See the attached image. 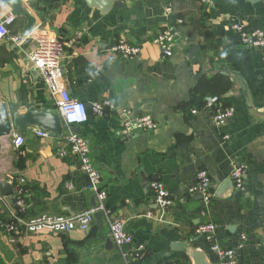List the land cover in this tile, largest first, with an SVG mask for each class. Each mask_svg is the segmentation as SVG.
Segmentation results:
<instances>
[{
	"label": "crops",
	"instance_id": "crops-1",
	"mask_svg": "<svg viewBox=\"0 0 264 264\" xmlns=\"http://www.w3.org/2000/svg\"><path fill=\"white\" fill-rule=\"evenodd\" d=\"M113 1L119 5L103 11L86 0H0V16L14 14V34H47L64 43L65 87L89 111L76 133L100 172L110 216L123 219L132 245L144 247L139 264H218L209 243L194 233L207 222L216 225L215 241L236 249L238 264H264V49L241 45L231 29L238 22L247 30L264 28V0ZM172 28L168 40H157ZM118 40L141 50L122 57L111 49ZM32 46L0 40V132L10 128L0 136V183L12 188L0 194V264H125L105 214L86 231L9 234L1 226L13 209L18 179L24 180L28 216H72L96 203L78 161L58 154L68 127L60 136L37 123L14 128V112L60 116L28 59ZM103 99L113 108L94 114L91 103ZM208 100L210 108L204 107ZM221 106L233 107L234 115L219 127L213 113ZM123 111L149 115L155 127L121 133ZM60 123L65 126L61 117ZM15 134L23 139L18 147ZM236 162L245 165L243 191L229 176ZM199 169L210 178L207 204L188 192ZM152 180L169 191L168 208L155 204Z\"/></svg>",
	"mask_w": 264,
	"mask_h": 264
},
{
	"label": "built area",
	"instance_id": "built-area-1",
	"mask_svg": "<svg viewBox=\"0 0 264 264\" xmlns=\"http://www.w3.org/2000/svg\"><path fill=\"white\" fill-rule=\"evenodd\" d=\"M205 4H210V0H202ZM170 11V7L165 8ZM15 16L11 12H7L0 16V40L8 39L15 46L20 47L23 44L32 42L33 46L28 53V59L34 69H36L44 86L47 88L54 106L58 110L63 123L68 127L67 133L63 136V141L66 145L61 149L59 156L70 154L78 161L81 170L85 173L87 179V189L95 196L96 203L93 207L85 212L72 216L64 215H26V205L24 197V180L18 179L13 187V209L7 220L1 223L2 228L9 234L24 231L26 233H37L44 229H49L55 232H69L74 229L82 231L88 230L90 224L94 222L95 213L105 214L107 217L108 235L111 241L116 246L119 254L125 264H139L143 256L144 247L141 244L132 245V237L125 231L124 221L119 217L110 216V211L105 205L107 199V191L101 186L100 172L93 166L89 157V146L86 140L78 133L73 132L69 127H75L87 119L88 109L82 101L74 99L70 96L65 87L64 80L61 74V58L64 51V43L56 38L50 37L47 34L39 35H19L10 31L9 27L13 23ZM180 22V20H178ZM231 29L236 34L241 45L254 49H264V28H256L253 30L245 29L243 23H234ZM171 34H174L173 28L166 29L157 35L159 42L168 40ZM172 36V35H171ZM111 49L119 53L122 57H130L137 55L141 48L138 44H131L127 41L118 40ZM165 56L170 55L169 48H163ZM204 107L210 108L212 100L204 103ZM91 111L94 114L101 115L105 111L113 108V104L108 99L93 101L90 105ZM194 112V110H192ZM234 115L233 107H218L213 113V123L216 126H224ZM125 119L121 123V133H128L133 130L145 129L152 130L155 127V122L149 115L130 116L129 111H123ZM38 136L45 137L46 132L38 131ZM228 136H224L227 138ZM20 135H13V144L18 147L22 144ZM244 173L245 165L241 162L233 164L230 170V179L236 190H244ZM196 183L190 186L188 192L190 194L201 195L205 204L209 203L211 194L210 178L204 169H199L196 174ZM66 187L71 189V184L67 183ZM150 190L153 194V200L160 209L168 208L171 203L169 191L165 188L162 182L152 180L149 183ZM216 225L213 222L199 224L194 228V233L205 238L209 243L210 250L216 255L218 264H238V257L235 248H227L221 246L214 239ZM242 240L245 236H241ZM241 244L238 245L240 248Z\"/></svg>",
	"mask_w": 264,
	"mask_h": 264
},
{
	"label": "water",
	"instance_id": "water-1",
	"mask_svg": "<svg viewBox=\"0 0 264 264\" xmlns=\"http://www.w3.org/2000/svg\"><path fill=\"white\" fill-rule=\"evenodd\" d=\"M86 3L89 6L93 7H100L101 10H107L111 5L116 7L119 5L118 2L113 0H86ZM243 86V85H242ZM4 113L1 112L0 109V118H2ZM13 117V123L15 129H21L24 130L27 125L28 127H31L35 123L38 124L39 130L42 131H50V135L54 134L57 136H60L62 131L66 129V125L63 126L60 123V116L55 111L46 112V111H37L34 109H28L27 112L20 116L17 112H14L12 114ZM7 126V123L5 124V127ZM31 129V128H29ZM70 130L73 132H78V127H70ZM10 133V128H4L0 132V136H5ZM12 192L11 184H9L6 181H2L0 183V194L1 195H8ZM95 217L98 221H100L101 214L99 212L95 213ZM105 244H108V240H105Z\"/></svg>",
	"mask_w": 264,
	"mask_h": 264
}]
</instances>
